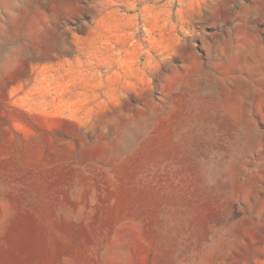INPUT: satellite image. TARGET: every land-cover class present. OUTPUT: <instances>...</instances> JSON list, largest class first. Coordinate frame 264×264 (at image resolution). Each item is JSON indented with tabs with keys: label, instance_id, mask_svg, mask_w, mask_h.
<instances>
[{
	"label": "rangeland",
	"instance_id": "rangeland-1",
	"mask_svg": "<svg viewBox=\"0 0 264 264\" xmlns=\"http://www.w3.org/2000/svg\"><path fill=\"white\" fill-rule=\"evenodd\" d=\"M0 264H264V0H0Z\"/></svg>",
	"mask_w": 264,
	"mask_h": 264
}]
</instances>
